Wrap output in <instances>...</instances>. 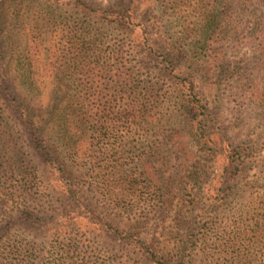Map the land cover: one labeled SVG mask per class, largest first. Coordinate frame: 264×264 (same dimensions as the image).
<instances>
[{
    "label": "rangeland",
    "instance_id": "obj_1",
    "mask_svg": "<svg viewBox=\"0 0 264 264\" xmlns=\"http://www.w3.org/2000/svg\"><path fill=\"white\" fill-rule=\"evenodd\" d=\"M146 247L264 264V0H0V264Z\"/></svg>",
    "mask_w": 264,
    "mask_h": 264
},
{
    "label": "trees",
    "instance_id": "obj_2",
    "mask_svg": "<svg viewBox=\"0 0 264 264\" xmlns=\"http://www.w3.org/2000/svg\"><path fill=\"white\" fill-rule=\"evenodd\" d=\"M215 23V20L212 19L210 21V25H214ZM261 25L260 22L256 23L255 24V27H257V31H259V26ZM259 38H261V35L259 36ZM191 96H194V98H191V100H189V103H191V108L192 110L195 112V111H200L201 113L200 114H203V112H205V108H203L202 106H199L197 107L198 105H200V101L198 100V98L196 97V95H194L193 93L190 94ZM195 107H194V105ZM26 119L28 120V126L30 127V129L34 132V134L37 136V139L39 140L38 143L39 144V148L41 150L42 153H46L47 151V147H45V144L43 142V140L40 139L41 137V133L39 134V131H43V129H45V127H47L49 124H50V119L52 117H48L47 116H44V115H38V113L36 112H33V111H26ZM26 217L28 218V220H33L35 218V214L34 213H30V212H27L26 213ZM110 229H112L110 227ZM144 248V247H143ZM145 250V255L147 257V259H149L150 261L152 262H155L157 264H166V263H163L161 261H158V256L157 254L154 252V251H150L147 247L146 249H143ZM183 264V262H182Z\"/></svg>",
    "mask_w": 264,
    "mask_h": 264
}]
</instances>
